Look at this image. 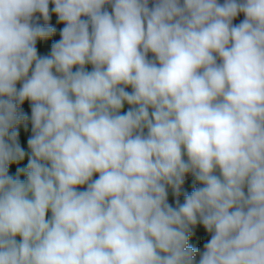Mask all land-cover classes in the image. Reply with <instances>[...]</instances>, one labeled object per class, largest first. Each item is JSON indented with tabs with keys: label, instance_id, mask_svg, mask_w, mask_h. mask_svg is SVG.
I'll use <instances>...</instances> for the list:
<instances>
[{
	"label": "clouds",
	"instance_id": "obj_1",
	"mask_svg": "<svg viewBox=\"0 0 264 264\" xmlns=\"http://www.w3.org/2000/svg\"><path fill=\"white\" fill-rule=\"evenodd\" d=\"M0 264H264V0H0Z\"/></svg>",
	"mask_w": 264,
	"mask_h": 264
},
{
	"label": "trees",
	"instance_id": "obj_2",
	"mask_svg": "<svg viewBox=\"0 0 264 264\" xmlns=\"http://www.w3.org/2000/svg\"><path fill=\"white\" fill-rule=\"evenodd\" d=\"M51 7V6H50ZM239 19H242V16L241 17H238L237 20L235 22H238ZM52 23H55V15L53 14V20H52ZM57 28H61L63 25L62 24H56ZM59 38V33H55L53 35V37H50L47 41H42V42H38V50L42 53H46L49 48H50V44H51V40L53 39H58ZM26 111H30L28 109V106H27V102L22 106ZM30 134L29 132H26L23 128H21V140H22V143L23 145L26 147V138H27V135ZM23 163H26V160L23 162ZM17 166H20V165H11L10 166V171H14L15 167ZM23 178V177H21ZM191 179L190 177L188 178L186 184H185V188L186 190H191ZM171 199V197H170ZM209 238L208 234L205 233L203 231L202 228L198 229L196 234L194 235V237L190 238V243L193 244V246L195 247H201L202 248V245L204 242H206V240Z\"/></svg>",
	"mask_w": 264,
	"mask_h": 264
}]
</instances>
